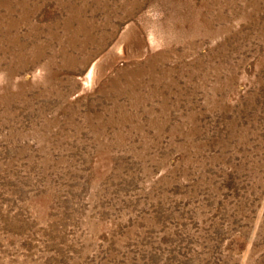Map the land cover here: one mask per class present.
<instances>
[{"label": "rangeland", "instance_id": "rangeland-1", "mask_svg": "<svg viewBox=\"0 0 264 264\" xmlns=\"http://www.w3.org/2000/svg\"><path fill=\"white\" fill-rule=\"evenodd\" d=\"M0 264H264V0H0Z\"/></svg>", "mask_w": 264, "mask_h": 264}]
</instances>
